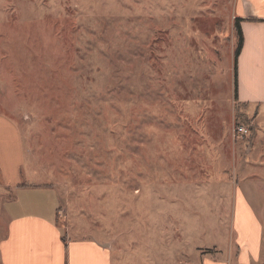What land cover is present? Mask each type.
Listing matches in <instances>:
<instances>
[{"label": "rangeland", "instance_id": "rangeland-1", "mask_svg": "<svg viewBox=\"0 0 264 264\" xmlns=\"http://www.w3.org/2000/svg\"><path fill=\"white\" fill-rule=\"evenodd\" d=\"M237 4L0 0V117L68 239L110 243L111 264H239L237 228L264 230V105L235 99Z\"/></svg>", "mask_w": 264, "mask_h": 264}, {"label": "crops", "instance_id": "crops-1", "mask_svg": "<svg viewBox=\"0 0 264 264\" xmlns=\"http://www.w3.org/2000/svg\"><path fill=\"white\" fill-rule=\"evenodd\" d=\"M236 19L244 20V46L238 59V100L245 107L264 105V0H238ZM18 130L0 117L1 216L7 233L0 239V264H111V244L90 239H68L59 226V198L55 191L36 190L20 181L24 164ZM264 228V227H263ZM232 244L239 264L261 262L264 230L237 228ZM203 264H222L204 259Z\"/></svg>", "mask_w": 264, "mask_h": 264}, {"label": "trees", "instance_id": "trees-1", "mask_svg": "<svg viewBox=\"0 0 264 264\" xmlns=\"http://www.w3.org/2000/svg\"><path fill=\"white\" fill-rule=\"evenodd\" d=\"M243 21L242 19H236L234 22V32L236 35V48L234 52V90L236 100H238V59L244 46V36L241 30V23Z\"/></svg>", "mask_w": 264, "mask_h": 264}, {"label": "built area", "instance_id": "built-area-1", "mask_svg": "<svg viewBox=\"0 0 264 264\" xmlns=\"http://www.w3.org/2000/svg\"><path fill=\"white\" fill-rule=\"evenodd\" d=\"M232 132L234 140H243L250 134V131L242 125L234 127Z\"/></svg>", "mask_w": 264, "mask_h": 264}]
</instances>
